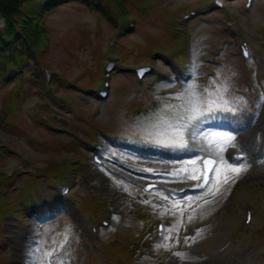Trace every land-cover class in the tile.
<instances>
[{
  "label": "rangeland",
  "instance_id": "obj_1",
  "mask_svg": "<svg viewBox=\"0 0 264 264\" xmlns=\"http://www.w3.org/2000/svg\"><path fill=\"white\" fill-rule=\"evenodd\" d=\"M155 1L160 4L157 8L151 4ZM244 1L224 0L227 8L215 9L212 0H138L143 4L134 12L136 28L120 36L116 45L113 30L119 25L113 27L103 13L79 2L46 14V44L39 47V58L60 76L66 75L63 85L65 80L77 85L67 90L54 86L55 94L64 96L62 104L52 100L55 94L43 92L40 78L36 83L26 78L27 95L17 107L19 85L0 83V153L13 147L12 154L3 153L0 159L1 176L13 177L0 185L6 201L0 200L6 211L0 216V264H22L20 254L27 258L26 264H264V63L260 61L264 0H253L249 10ZM202 5L208 10L187 24L193 54L186 61L180 55L184 42L177 37L175 46L170 36L179 31L176 24L188 9ZM240 38L250 45L248 61L239 54ZM111 53L129 68L112 75L109 96L99 100L95 96L99 83L92 81L99 63L103 68ZM142 64L152 67L153 73L138 82L133 68ZM42 72L43 68L36 70V76ZM188 72V80L179 77ZM183 81L182 91L165 92ZM193 87L213 98L224 87L227 92L219 95L239 110L220 113L205 123V129L232 135L234 146L224 150L219 174L213 172L208 187L188 192L182 203L167 200L166 189L195 187L191 177H198V158L213 153L206 144L192 140L186 149L164 147L148 132L158 117L167 120L173 113L182 114L178 94L187 95ZM43 100L55 103L52 114L50 109L41 111L46 117L37 109ZM5 124L19 126L11 129ZM56 125L65 131H56ZM96 128L123 138L124 145L104 141L95 134ZM69 135L79 146L69 144ZM97 141H103L105 156L120 165L110 167L113 162L105 160V167H98L90 162ZM192 144L200 149L199 155L189 154ZM151 148L158 153H146ZM237 152L244 154L241 161L236 160ZM254 152L261 155L254 157ZM58 163H70L69 169L51 179L49 173ZM228 165L245 170L236 175L227 171ZM224 175L230 177L227 184L220 182ZM148 181L161 187L145 193L143 184ZM67 182L73 184L71 198L58 204V187ZM23 188L26 195L19 199ZM248 205L253 218L245 226L243 212ZM108 211L111 223L95 239L89 227ZM50 212L54 214L47 217ZM158 220L165 223L161 235L155 228ZM192 224L199 228L189 235ZM49 252L54 254L45 259Z\"/></svg>",
  "mask_w": 264,
  "mask_h": 264
},
{
  "label": "snow or ice",
  "instance_id": "obj_2",
  "mask_svg": "<svg viewBox=\"0 0 264 264\" xmlns=\"http://www.w3.org/2000/svg\"><path fill=\"white\" fill-rule=\"evenodd\" d=\"M219 92H227V89L221 87ZM219 92L217 93V97L213 98L211 93L200 94L193 87L187 95L178 94V99L183 101V113H173L171 118L167 120L158 117L159 122L153 125L148 135L154 137V143L163 145L164 147L186 149L189 140L198 141L202 145L206 144L208 146L207 150H210L216 156L217 160L215 162L217 164L221 163L223 161L224 150L227 147L234 146L232 143L234 137L227 133L205 129L201 125L218 119L220 113H235L239 109L234 107L229 100L222 98ZM186 136L187 139L185 138ZM236 159H239V157H236ZM192 163H195V161H192ZM203 163L207 166L212 164L213 161L206 160ZM244 170L241 167L227 166V171L236 175H239ZM214 171L219 174L218 167ZM191 178L199 179L195 175ZM229 179L228 175H224L220 182L227 184ZM205 182L207 183V181ZM218 191L219 188L215 192H212V195H215ZM53 254L52 252L45 253V259Z\"/></svg>",
  "mask_w": 264,
  "mask_h": 264
},
{
  "label": "trees",
  "instance_id": "obj_3",
  "mask_svg": "<svg viewBox=\"0 0 264 264\" xmlns=\"http://www.w3.org/2000/svg\"><path fill=\"white\" fill-rule=\"evenodd\" d=\"M43 0H0V69L5 70L10 64L18 63V56H24V60H33L35 69L41 63V59H37L35 54L31 51V45L37 46L43 33L46 32L45 23L39 26H33L31 23L27 24L22 29V36H16L11 44L6 43V37L13 35V26L19 23L21 16L26 11H34L41 7ZM76 3H81L85 7L94 9L103 13L112 24L117 22L119 16H126L136 1L129 0V4L120 0H72ZM94 2V3H92ZM127 4V5H126ZM18 39V42L15 41ZM20 55V56H21ZM41 60V61H40ZM60 75V74H59ZM55 78L56 82H60V76ZM37 80L40 75L34 77ZM71 141L69 142V144ZM52 164H50L51 166ZM61 165V164H60ZM56 172L60 173L64 166L56 167ZM2 174V173H0ZM2 180H0V185ZM1 192V191H0ZM1 196V193H0ZM1 200V199H0ZM6 202V201H4ZM1 204V203H0ZM4 205V204H1ZM0 205V216L4 211V206Z\"/></svg>",
  "mask_w": 264,
  "mask_h": 264
},
{
  "label": "bare ground",
  "instance_id": "obj_4",
  "mask_svg": "<svg viewBox=\"0 0 264 264\" xmlns=\"http://www.w3.org/2000/svg\"><path fill=\"white\" fill-rule=\"evenodd\" d=\"M22 237L25 238V235L23 234ZM25 253H26V252H25ZM19 258H20V262L23 261L22 264H26V263H27V258H24V254H20V255H19ZM25 260H26V261H25ZM28 261H29V260H28ZM17 263H18V262H17ZM18 264H20V263H18Z\"/></svg>",
  "mask_w": 264,
  "mask_h": 264
}]
</instances>
